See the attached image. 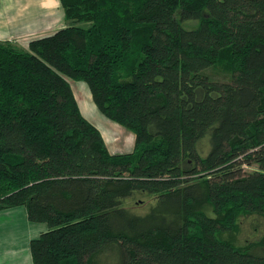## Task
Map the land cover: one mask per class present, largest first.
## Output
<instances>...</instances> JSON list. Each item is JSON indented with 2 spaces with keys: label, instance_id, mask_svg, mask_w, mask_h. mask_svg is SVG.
<instances>
[{
  "label": "trees",
  "instance_id": "obj_1",
  "mask_svg": "<svg viewBox=\"0 0 264 264\" xmlns=\"http://www.w3.org/2000/svg\"><path fill=\"white\" fill-rule=\"evenodd\" d=\"M57 1L68 26L0 42V212L46 225L32 263L264 264V233L235 242L264 220V0ZM70 82L131 153L108 151Z\"/></svg>",
  "mask_w": 264,
  "mask_h": 264
},
{
  "label": "crops",
  "instance_id": "obj_2",
  "mask_svg": "<svg viewBox=\"0 0 264 264\" xmlns=\"http://www.w3.org/2000/svg\"><path fill=\"white\" fill-rule=\"evenodd\" d=\"M63 22V11L57 0H0V42H10L27 49L30 41L53 34L61 28ZM81 90L84 91L83 88ZM83 93L85 97L82 99V108L74 93L80 112L100 131L108 151L116 154L130 153L133 148L129 142L122 146L105 140L104 133L110 136L115 128L98 114L92 100L89 103L90 93L88 96L86 92ZM123 136L127 137L125 134ZM2 213H9L11 218L0 219V264H33L29 245L47 230L46 225L30 223L24 208L5 210Z\"/></svg>",
  "mask_w": 264,
  "mask_h": 264
},
{
  "label": "rangeland",
  "instance_id": "obj_3",
  "mask_svg": "<svg viewBox=\"0 0 264 264\" xmlns=\"http://www.w3.org/2000/svg\"><path fill=\"white\" fill-rule=\"evenodd\" d=\"M65 26H68V23L66 21L63 22V25L61 26V28L65 27ZM70 85H71L72 91L75 93V95L78 99L80 107L82 108L81 103L84 102L83 100L85 97V94L83 92H86V94L88 96V94H89L88 93L89 92L88 86L83 82H70ZM80 88L81 89L83 88L84 91H82ZM79 92H81V93H79ZM88 98H90V101H89V103H90L91 102V96ZM83 111L85 112V110H83ZM98 114L108 124H111L115 128V130L112 132V134L110 136L107 135L106 133H104V135H105L104 138L107 142H111V143L116 144V145L122 144V146H126L127 143L129 142V145H131L133 148L134 136L131 132L124 129L120 125L109 121L100 113H98ZM123 134H125L127 137H124ZM111 154L112 155H118V153L117 154L111 153ZM120 154H122V153H120ZM124 154H127V153H124ZM244 170L246 172L251 173V172L255 171L256 168L255 167H252V168H246L245 167ZM152 204H153V200L151 198L137 197L136 199L127 201L126 207L131 209V211L137 215H144L147 213L150 205H152ZM13 212H18V211H13ZM9 213H11V211H9ZM9 213L0 214V219L11 218ZM239 224H240L239 225L240 226L239 232L235 235V242L237 245L242 246V245L249 243V242H256L259 239H261V237L263 236V233H264V220L263 219H260V218L258 219L257 217H253V216L246 217V218H240ZM39 226H42V225H39ZM44 226H42V227L45 228ZM95 264H115V259H114V256L112 254H106V255H103L101 258H98V260L96 261Z\"/></svg>",
  "mask_w": 264,
  "mask_h": 264
}]
</instances>
